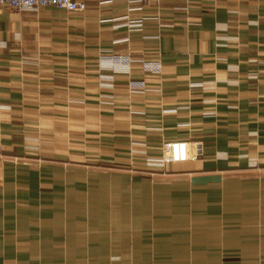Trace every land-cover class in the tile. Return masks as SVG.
<instances>
[{"label": "crops", "instance_id": "crops-1", "mask_svg": "<svg viewBox=\"0 0 264 264\" xmlns=\"http://www.w3.org/2000/svg\"><path fill=\"white\" fill-rule=\"evenodd\" d=\"M87 3L0 5V264H264V0Z\"/></svg>", "mask_w": 264, "mask_h": 264}, {"label": "built area", "instance_id": "built-area-1", "mask_svg": "<svg viewBox=\"0 0 264 264\" xmlns=\"http://www.w3.org/2000/svg\"><path fill=\"white\" fill-rule=\"evenodd\" d=\"M153 3H158L160 0H148ZM0 5H5L15 10L22 9H38L42 6H55L59 9L75 12L85 11L88 7L87 0H0ZM115 61L111 60V63ZM109 63V62H105ZM147 69H157V66L152 63H146ZM126 66H128L126 64ZM137 86H141V82H136ZM141 84V85H140ZM199 156V150L190 154L188 151L187 142L176 141L167 142L163 144V158L164 163H173L177 161H185L189 159H197Z\"/></svg>", "mask_w": 264, "mask_h": 264}, {"label": "rangeland", "instance_id": "rangeland-1", "mask_svg": "<svg viewBox=\"0 0 264 264\" xmlns=\"http://www.w3.org/2000/svg\"><path fill=\"white\" fill-rule=\"evenodd\" d=\"M145 67H146V65H145ZM162 158H163V146H162V149H161V156L158 157L156 160L159 161V162L164 163V162L162 161ZM177 162H180V161H177ZM173 163H174V162H173Z\"/></svg>", "mask_w": 264, "mask_h": 264}]
</instances>
